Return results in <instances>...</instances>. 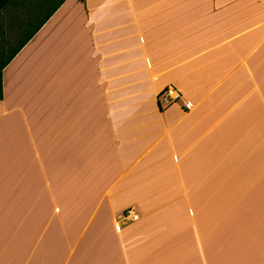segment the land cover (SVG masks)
Returning <instances> with one entry per match:
<instances>
[{
  "label": "crops",
  "instance_id": "crops-1",
  "mask_svg": "<svg viewBox=\"0 0 264 264\" xmlns=\"http://www.w3.org/2000/svg\"><path fill=\"white\" fill-rule=\"evenodd\" d=\"M245 209L264 0H63L1 69L0 264H264Z\"/></svg>",
  "mask_w": 264,
  "mask_h": 264
},
{
  "label": "trees",
  "instance_id": "trees-1",
  "mask_svg": "<svg viewBox=\"0 0 264 264\" xmlns=\"http://www.w3.org/2000/svg\"><path fill=\"white\" fill-rule=\"evenodd\" d=\"M62 2L63 0H0V11L10 3H20L25 11L23 18L15 17L6 35L0 31V99L1 69Z\"/></svg>",
  "mask_w": 264,
  "mask_h": 264
},
{
  "label": "rangeland",
  "instance_id": "rangeland-1",
  "mask_svg": "<svg viewBox=\"0 0 264 264\" xmlns=\"http://www.w3.org/2000/svg\"><path fill=\"white\" fill-rule=\"evenodd\" d=\"M35 2V1H32ZM24 9L22 8V5L20 3H10L7 6H5L1 11H0V31L6 35V32L11 25L15 21V19H21L24 16ZM16 17V18H15ZM257 209H254V212L251 210L245 209V214L248 213L250 219L248 221H261L264 223V212L260 213L256 211ZM259 223V222H257Z\"/></svg>",
  "mask_w": 264,
  "mask_h": 264
},
{
  "label": "built area",
  "instance_id": "built-area-1",
  "mask_svg": "<svg viewBox=\"0 0 264 264\" xmlns=\"http://www.w3.org/2000/svg\"><path fill=\"white\" fill-rule=\"evenodd\" d=\"M161 97L163 98V101L165 103H169V102H174L175 100H177L179 98V91L174 88L173 86H166L160 93ZM131 210L127 209L125 210V212L122 214V217L127 218L128 215L130 214Z\"/></svg>",
  "mask_w": 264,
  "mask_h": 264
}]
</instances>
